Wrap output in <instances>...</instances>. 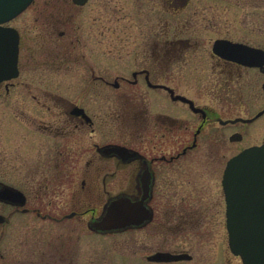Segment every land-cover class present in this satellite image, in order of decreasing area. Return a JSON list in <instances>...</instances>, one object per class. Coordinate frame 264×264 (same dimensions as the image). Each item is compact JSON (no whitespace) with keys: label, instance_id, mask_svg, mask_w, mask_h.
Segmentation results:
<instances>
[{"label":"flooded vegetation","instance_id":"af4514ba","mask_svg":"<svg viewBox=\"0 0 264 264\" xmlns=\"http://www.w3.org/2000/svg\"><path fill=\"white\" fill-rule=\"evenodd\" d=\"M129 2L142 37L129 39L126 53H102L101 1L46 0L35 8V21L56 35L47 54L23 53L21 31L2 25L17 31L18 54L15 76L0 80V245L13 215L29 217L32 233L57 231L70 243L50 240V260L41 264H85L82 243L123 234L124 264L178 262L153 259L161 253L191 261L188 251L165 247L168 223L187 231L204 218L200 179H215L223 158L264 143L263 131L259 143L231 147L264 117V0ZM226 44L241 46L240 58L256 65L217 54ZM104 61L118 69L105 70ZM247 73L252 78L238 86ZM236 92L261 107L232 115ZM7 188L23 196L22 206L6 201ZM119 195L143 202L150 220L122 231L90 229Z\"/></svg>","mask_w":264,"mask_h":264},{"label":"rangeland","instance_id":"374dc122","mask_svg":"<svg viewBox=\"0 0 264 264\" xmlns=\"http://www.w3.org/2000/svg\"><path fill=\"white\" fill-rule=\"evenodd\" d=\"M44 1L46 0L33 1L28 9L9 23L11 26L19 29L23 35V53L47 54L54 46L50 39L56 38V35L49 36L47 27L42 25L41 20L35 21V17L38 15L35 8L43 7ZM96 1L97 4L98 1H101L104 10L102 13V38L104 39L102 53H112L115 48L120 49L121 51L119 52L122 53L130 51V46L127 44L129 43L128 40L130 39L131 41V39L142 37L138 20L133 15V5H131L129 0H93L91 5L95 6ZM106 8L108 13L105 12ZM113 8L119 9L116 15L113 12ZM134 9L137 11L136 6H134ZM153 15L156 16L157 13H151V17ZM116 17L120 19L117 23ZM170 18L171 16L167 14V19L170 20ZM128 25L132 27H128ZM115 41H119V44L115 45ZM59 44L61 43L59 42ZM103 66L105 70L118 69L115 62L104 61ZM60 75L63 76V74ZM251 78L252 74L247 73L240 80L241 84L238 86L243 85L244 81H248ZM261 80L263 81L264 77L260 78ZM231 85H236L235 81ZM234 90L232 88V94L235 92ZM255 91L263 92H261L260 87ZM239 94L240 92H236L232 97V115L246 114L249 106H253L251 107V111L254 112L261 107L260 99L256 101L250 99V102L245 94L241 98H239ZM261 95L264 98V93ZM262 100L264 101V99ZM263 131L264 117L254 124L251 129L246 131L245 141L241 145L231 144V147L239 149L251 143H259ZM260 132L262 133L261 135H259ZM227 160L228 157L222 159L215 179L211 177L200 179V181H206V185L202 188L199 206L204 207V218L195 222H189V225L186 227L187 231H185V228L183 231H178L175 228L177 225L175 222H170L167 225L168 232L170 233L166 234L165 247L172 251L186 250L192 255V260L189 262L178 261L165 264H242L239 257L231 254L227 242L224 220L225 205L220 187L222 169ZM20 219L24 220V226L22 227L18 225ZM30 228L31 221L29 217L27 219L20 218L18 215L11 217L10 223L7 225L5 243L3 246L0 245V264L45 263L48 259L50 260L49 256H51L50 240L53 245H57L59 241L62 242L63 240L65 247L70 246L67 239L58 238L57 231L53 233H32ZM72 235L71 246L73 245V240L76 239L75 234ZM127 235L106 236L97 241H89L90 239H88V242L82 243L85 252L82 262L84 261L85 264H90L92 261L98 264H124L122 261H126L130 246ZM61 237L64 236L62 235ZM41 255H43V260L40 258Z\"/></svg>","mask_w":264,"mask_h":264},{"label":"water","instance_id":"95a60500","mask_svg":"<svg viewBox=\"0 0 264 264\" xmlns=\"http://www.w3.org/2000/svg\"><path fill=\"white\" fill-rule=\"evenodd\" d=\"M33 1L0 0V80L15 76L18 54L17 31L2 25L18 16ZM73 2L82 5L85 0ZM240 48L238 45L226 44L221 45L216 52L240 64L255 66L256 63L240 58ZM262 113L263 111L256 117ZM222 184L226 199V228L231 253L238 256L242 264H264V144L247 148L231 158L227 163ZM7 189L6 201L22 206L23 196L11 188ZM2 198L1 196L0 199ZM20 198L22 200L18 201ZM150 218L151 211L143 202L119 195L104 205L100 218L89 227L101 232L122 231L142 226ZM190 258L189 255L182 253H161L153 259L170 262Z\"/></svg>","mask_w":264,"mask_h":264}]
</instances>
